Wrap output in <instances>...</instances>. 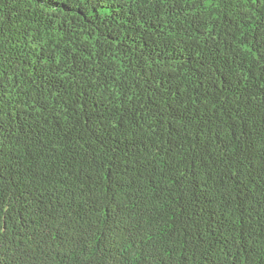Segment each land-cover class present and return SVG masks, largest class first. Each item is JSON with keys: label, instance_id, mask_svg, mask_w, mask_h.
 Returning <instances> with one entry per match:
<instances>
[{"label": "trees", "instance_id": "1", "mask_svg": "<svg viewBox=\"0 0 264 264\" xmlns=\"http://www.w3.org/2000/svg\"><path fill=\"white\" fill-rule=\"evenodd\" d=\"M0 264H264V0H0Z\"/></svg>", "mask_w": 264, "mask_h": 264}]
</instances>
